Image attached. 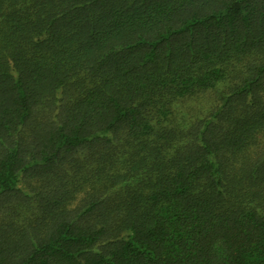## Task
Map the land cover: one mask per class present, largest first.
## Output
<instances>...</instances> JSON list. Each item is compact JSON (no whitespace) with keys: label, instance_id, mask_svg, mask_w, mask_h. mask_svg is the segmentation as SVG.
<instances>
[{"label":"trees","instance_id":"trees-1","mask_svg":"<svg viewBox=\"0 0 264 264\" xmlns=\"http://www.w3.org/2000/svg\"><path fill=\"white\" fill-rule=\"evenodd\" d=\"M0 264H264V0H0Z\"/></svg>","mask_w":264,"mask_h":264}]
</instances>
